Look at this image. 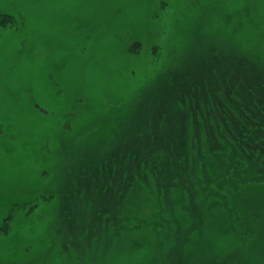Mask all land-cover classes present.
Segmentation results:
<instances>
[{
  "label": "rangeland",
  "instance_id": "1",
  "mask_svg": "<svg viewBox=\"0 0 264 264\" xmlns=\"http://www.w3.org/2000/svg\"><path fill=\"white\" fill-rule=\"evenodd\" d=\"M0 264H264V0H0Z\"/></svg>",
  "mask_w": 264,
  "mask_h": 264
}]
</instances>
